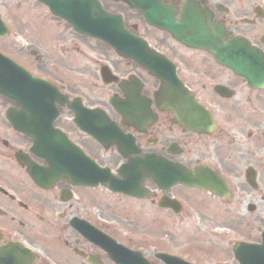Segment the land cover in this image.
I'll use <instances>...</instances> for the list:
<instances>
[{"label": "flooded vegetation", "instance_id": "1", "mask_svg": "<svg viewBox=\"0 0 264 264\" xmlns=\"http://www.w3.org/2000/svg\"><path fill=\"white\" fill-rule=\"evenodd\" d=\"M100 1L107 11L121 14L133 33L174 64L178 79L208 111L210 120L204 114L198 122L207 129H194L198 123L164 107L168 100L158 95L161 78L133 60L104 44L107 50L101 57L79 53L75 41L81 35L62 19L46 17L68 29L53 43L40 35L37 41L46 51L36 40L29 43L37 48L16 44L13 40L23 33L9 25L12 32L0 41L10 38L3 46L16 44L30 60L2 47L0 51L64 95L55 103L53 128L99 168L108 169L128 191L115 192L101 184H70L66 179L48 189L36 186L26 168L28 163L47 165L33 151L40 134L14 129L6 111L21 107L0 97L1 264H121L114 261L115 254L117 260L128 258L136 264L135 256L115 243L139 252L149 264H166L159 257L162 253L189 264H264V0H161L175 10V19L194 20L192 29L206 26L213 39L218 38V31L227 42H243L245 49L219 52L241 57L234 68L147 25L125 3ZM126 14L139 17L144 29L128 25ZM71 51L82 54L81 65L66 59ZM50 59L53 70L48 68ZM62 62L69 63L70 70ZM35 100L26 97L24 102ZM39 111L41 117L46 115L45 107ZM23 124L39 126L28 120ZM142 166L150 168L144 179ZM190 181L202 183L201 187L186 184ZM82 191L146 203L154 221L159 217L163 222L160 217H164L176 227L196 224L200 238L210 244L172 248L142 244L141 229L109 215L102 203L83 207ZM42 233L47 240H38ZM137 264L142 263L137 260Z\"/></svg>", "mask_w": 264, "mask_h": 264}, {"label": "rangeland", "instance_id": "2", "mask_svg": "<svg viewBox=\"0 0 264 264\" xmlns=\"http://www.w3.org/2000/svg\"><path fill=\"white\" fill-rule=\"evenodd\" d=\"M0 10L2 12L3 18L17 31L23 33L21 38L14 39L13 41L16 44L19 42L25 48L30 44V40H36L40 37V35L45 34V39L51 41L52 43L57 41L58 38L65 35L62 34L63 29H68L62 25L55 24L46 17H50L48 10L35 2L34 0H0ZM127 12V11H126ZM126 22L128 25L137 24L140 30H143L144 24L139 17H133L126 14ZM43 19V20H42ZM55 20V19H54ZM143 33H147L143 31ZM149 35H151L149 33ZM42 37V36H41ZM5 43L7 41H11L10 38L4 40ZM77 48H80L81 52L88 54V56H93L94 58L98 56H103L104 51L107 50V47L101 44L98 41L90 40L86 37L78 36L76 37ZM2 41H0V47L4 49L7 53L14 54L16 57H22L24 59H29L28 53H24L19 51V47L16 44L13 46L10 44L7 48L3 46ZM9 43V42H8ZM40 46L39 41L34 42ZM31 48H37V46H33L30 44ZM41 47V46H40ZM46 51V48L43 46ZM58 50V46L56 48ZM31 58V57H30ZM67 60H72V62L77 61L78 65H81L82 54L75 53L71 51L70 54L66 56ZM30 60V59H29ZM41 62H44L41 60ZM62 65L68 70L70 67L69 63L62 62ZM54 62L50 59L48 63V68L53 70ZM70 70V69H69ZM74 74V73H73ZM80 73L78 72L76 77L81 78ZM82 191L80 193L81 201H83L82 206L88 208L92 205H96V203H102L109 215L116 216L118 218L123 219V222L126 225L132 224L138 226L142 234V244H158V248H172L176 245L181 244H210L209 241H206L200 238V233L197 231V225L190 224H182L180 227H176L175 225H171L167 223L166 218L160 217L163 219V222H160L159 217L157 218V222L154 221V217L149 211V208L146 203L142 202H133L125 198H113L109 195L104 194L101 191ZM99 192V193H94ZM97 194V195H96ZM102 199V200H100ZM87 208V209H88ZM141 212V213H140ZM140 214V216H139ZM128 221H132L133 223H129ZM140 222V224H137ZM51 235V233H50ZM236 235H240L238 232ZM39 235L36 234V237ZM44 233H42L40 237V241L47 240ZM51 241H53L52 237H49ZM211 240H214L211 238ZM146 242V243H145Z\"/></svg>", "mask_w": 264, "mask_h": 264}, {"label": "water", "instance_id": "3", "mask_svg": "<svg viewBox=\"0 0 264 264\" xmlns=\"http://www.w3.org/2000/svg\"><path fill=\"white\" fill-rule=\"evenodd\" d=\"M44 1L52 10L53 13L55 14H61L63 15L60 11V0H41ZM94 2V6L92 7V10L88 9V11H92L94 14L100 16L99 21L93 19V22L91 23H86L83 20H79L76 22H73L75 25V28L78 29L79 31L82 32H87L89 33V35L94 36V37H99L103 40H108L107 39V28H106V24L108 22V20H111L109 18H113V16L104 13L103 10L100 9V7L97 5V3H95V1L93 0H89ZM129 4H131V6L134 9H138L140 10L145 16L146 19L151 22L150 20V7H148V10L145 8V6L143 5H150L152 0H144L142 1L143 4L135 2L136 0H126ZM67 0H62L61 6L66 5ZM138 6H136V5ZM79 10V7L77 8V11ZM64 16V15H63ZM74 16V15H72ZM70 20V19H69ZM113 21V20H111ZM1 22H0V27H1ZM218 31H215V33L218 35L217 33ZM219 36V35H218ZM180 37V36H179ZM181 41L185 42V43H189L190 41L184 38H180ZM110 43H112V45L118 50L120 51V49H123L125 46L121 45V43L118 40H109ZM220 43V44H219ZM194 46H198V47H202L205 49H208L215 57H218L217 50H223L227 47H230V44H226V42L224 40H220V42H217L215 39L213 41H206V40H194L192 43ZM142 48H144V46H142ZM151 53V52H150ZM132 54V51H131ZM148 55H146L145 53L141 54V57L144 58ZM145 63V62H144ZM10 62L8 60H6L3 56L0 55V92L5 93L6 95H8V87L10 82L13 81V77H11V73H16L20 72V70H18L17 67H14L15 70H12L11 64L9 67ZM228 64V63H226ZM161 62L159 64H155L154 68L156 69V71H160L161 73ZM231 65V64H228ZM13 68V67H12ZM14 73V74H15ZM160 91H162L160 93V97H163L165 100H168V103H164L163 105L165 107H169L170 109H172L174 111L175 114H183V116H187L190 121L193 118V115L195 114H199L200 113V109L198 107L197 104H195L192 101V97L191 95L188 93V91H186L183 86L174 78L173 80L171 78L168 79H163V83L161 85V89ZM30 171V169H29ZM31 172V171H30ZM43 171L39 172L36 170H33L31 172V174L33 175V178L36 180H42L43 176H46V174H52V176H55L56 172H55V167H51L48 172H44ZM43 175V176H42ZM52 180V177L49 178V180ZM105 179V178H104ZM104 179H102L101 181H104ZM106 184L110 185V183L108 181L105 182Z\"/></svg>", "mask_w": 264, "mask_h": 264}]
</instances>
